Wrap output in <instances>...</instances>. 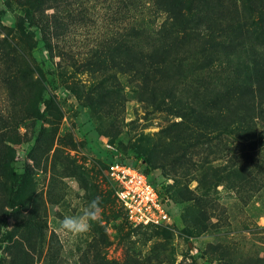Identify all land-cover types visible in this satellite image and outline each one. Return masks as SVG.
<instances>
[{
  "label": "trees",
  "instance_id": "1",
  "mask_svg": "<svg viewBox=\"0 0 264 264\" xmlns=\"http://www.w3.org/2000/svg\"><path fill=\"white\" fill-rule=\"evenodd\" d=\"M45 1L15 0L13 24L1 25L0 58L10 75L9 94L13 99L15 95L25 97L21 113L34 122L52 123L59 118L55 95L59 81L94 114L109 115L116 110L114 100L124 90L121 81L125 82L126 90L147 106V112L166 115L169 120L150 137L139 133L128 146L118 141L121 151H131L129 156L116 155V160L141 170L167 204L170 185L154 182L150 172L160 167L162 160L175 161L168 169L173 174L192 171L194 189L176 178L172 186L180 202H197L184 208L183 221L200 231L216 206L210 202L199 205L198 201L217 191L235 151L236 155L239 152L236 158L243 159L236 169H229L241 181L238 192L245 194L246 186L253 188L257 181V190L264 185V1L242 5L239 11L233 3L218 0H129L125 32L103 39L101 46L90 47L82 56L71 47L57 49V74L44 70L43 61L35 56L37 50L50 54L58 48L50 32L60 27V17L51 19L44 13ZM81 72L90 73L95 80L86 89L70 80ZM204 145L211 159H186L187 150ZM2 152L0 194L4 207L23 209L32 201L29 174L14 171L11 156L8 159ZM184 162L188 163L185 169ZM2 223L6 226L5 217ZM148 226L163 227L139 225ZM14 236L20 240L10 264H35L39 259L41 264H56L53 247L48 244L42 249L43 236L34 218L5 231L0 248ZM220 252L227 257L230 249L222 247ZM126 254L123 262L96 254L88 264H141L135 255Z\"/></svg>",
  "mask_w": 264,
  "mask_h": 264
},
{
  "label": "rangeland",
  "instance_id": "2",
  "mask_svg": "<svg viewBox=\"0 0 264 264\" xmlns=\"http://www.w3.org/2000/svg\"><path fill=\"white\" fill-rule=\"evenodd\" d=\"M11 1L9 6V0H0V37L3 35L1 25L11 26L14 21L16 6L15 0ZM218 1L231 2L242 11V5L246 7L258 0ZM128 2L46 0L44 13L51 19L60 17V27L50 32L51 40L58 48L50 54L42 50L35 53L43 61L44 70L58 73L56 62L60 56L57 49L61 47L65 50L71 47L82 56L90 47L101 46L103 39L125 32L130 20ZM39 37L35 32V38ZM9 76L0 58V150L6 158L11 156L14 171L28 172V192L32 201L23 209L10 210L4 207L0 194V237L5 231L34 218L43 236L42 249L45 250L48 244L53 247L57 252L56 264H88L96 254L109 261L123 262L127 251L141 264H264V185L257 190V181L253 188L246 186L245 194L238 192L241 181L229 169H236L243 163L241 157L236 158L239 152L236 155L235 151V158L228 159L227 176L217 191L204 201H198L199 205L207 206L210 202L216 206L203 231L183 221L184 208L193 207L197 202H180L174 195L173 179L189 189H194L196 182L190 170L186 174L169 172L174 160H162L161 166L149 174L154 182L170 185L167 187V209L171 222L161 228L134 226L116 199L106 166L110 155L125 157L130 154L131 148L121 151L116 145L118 141L128 146L134 143L139 133L145 137L149 133L147 137H150L169 118L147 112V106L126 90L125 82L121 81L124 90L114 100L116 110L103 115L94 114L58 81L55 95L60 117L54 118L52 123L34 122L20 111L23 107L21 99L25 97L15 95L13 99L9 94ZM70 80L83 89L95 81L88 72L73 74ZM39 133H42L40 138L37 137ZM145 137L143 140L147 139ZM205 156L211 159L205 145L186 151L189 160ZM187 164L183 163V169ZM97 196L101 197V212L95 221L90 222V230L76 235L62 232L60 221L63 217L80 214L88 201ZM4 217L6 226L2 223ZM18 239L14 236L11 241L1 244L0 264H10L17 256L15 245ZM222 247L230 249L227 257L221 254ZM35 264H41V259Z\"/></svg>",
  "mask_w": 264,
  "mask_h": 264
},
{
  "label": "built area",
  "instance_id": "3",
  "mask_svg": "<svg viewBox=\"0 0 264 264\" xmlns=\"http://www.w3.org/2000/svg\"><path fill=\"white\" fill-rule=\"evenodd\" d=\"M109 162L107 175L127 220L134 226L166 225L171 222L167 200L137 167L116 160Z\"/></svg>",
  "mask_w": 264,
  "mask_h": 264
},
{
  "label": "clouds",
  "instance_id": "4",
  "mask_svg": "<svg viewBox=\"0 0 264 264\" xmlns=\"http://www.w3.org/2000/svg\"><path fill=\"white\" fill-rule=\"evenodd\" d=\"M101 212V197L97 196L88 201L78 215H65L60 221V229L68 235L87 233L92 221H95Z\"/></svg>",
  "mask_w": 264,
  "mask_h": 264
}]
</instances>
